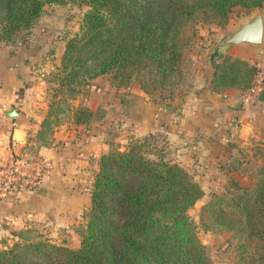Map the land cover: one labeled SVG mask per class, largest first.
Here are the masks:
<instances>
[{"label":"trees","instance_id":"obj_1","mask_svg":"<svg viewBox=\"0 0 264 264\" xmlns=\"http://www.w3.org/2000/svg\"><path fill=\"white\" fill-rule=\"evenodd\" d=\"M70 3L87 9L57 67V87L69 99L79 94L78 86L106 73L112 86L136 83L145 94L161 88L167 92L161 99H169L185 80L182 55L196 26H223L233 8H260L264 0H0V44L20 39L44 5ZM214 55L206 79L210 92L250 87L258 70L254 64ZM64 108L56 106L39 123L35 145H50L59 126L56 114ZM91 118L87 106L72 109L76 124ZM158 137L162 147L151 142ZM259 145L250 154L257 162L247 169L246 153L229 158V167L243 171L246 181L228 178L226 192L202 208L215 227L242 236L233 264H264V143ZM164 146H169L165 138L151 133L131 135L121 151L108 142L93 174L78 247L30 236L34 229L24 227L21 234L27 236L18 233V241L0 249V264H212L186 212L202 189L187 169L166 157Z\"/></svg>","mask_w":264,"mask_h":264},{"label":"crops","instance_id":"obj_2","mask_svg":"<svg viewBox=\"0 0 264 264\" xmlns=\"http://www.w3.org/2000/svg\"><path fill=\"white\" fill-rule=\"evenodd\" d=\"M262 18L264 20L263 15ZM38 48L35 42L33 45L0 44V105H4L5 109L13 107L17 112L14 119H8L0 108V158L7 154L8 149L27 153L30 150L31 153L46 156L50 161L46 176L35 190L7 194L0 198L1 234L6 233L9 236L10 230L31 225L45 224L52 229L82 214L89 206L88 186L97 170L98 158L107 150L105 129L112 123H117L118 119L125 122V118H129L127 112L133 113L130 124L139 127L134 135H162L169 146L176 145L187 150L189 158L197 159L196 164L206 165L212 158H217L211 156L210 152V144L214 141L221 146L226 142L230 152L236 146H230L228 142L237 143L240 136L257 137V131L264 132V102L254 99L248 107L240 109L237 96L233 98L232 89L213 93L205 88L216 52L210 51L207 58L202 61L197 59L194 63L193 83L197 91L189 94L187 102L152 103L143 100L145 105L142 110L135 102L130 103L127 111L123 107L120 110L115 107L114 111L107 113L104 109L105 112L100 114L97 121L91 120L86 125H59L54 129L49 146L35 145L32 138L39 128L41 117L30 113L33 110L31 107L34 106L31 101L30 79L34 72L33 66L39 57ZM227 53L233 58L243 59L257 68L264 69L263 37L259 48L234 46ZM94 80L99 79H93L91 84ZM136 90L135 92L140 94L139 90ZM101 92L99 90L96 99H102ZM262 92L264 93V80ZM128 96L122 95L123 99L120 96V103ZM115 104L121 105L118 101ZM105 105L102 108H105ZM176 110L179 114H176ZM238 117L240 120L248 118V130H243L242 127L236 132L232 128L234 119ZM261 142H264V138H261ZM219 160L221 165L225 162L224 158ZM174 161L177 162L176 159Z\"/></svg>","mask_w":264,"mask_h":264},{"label":"rangeland","instance_id":"obj_3","mask_svg":"<svg viewBox=\"0 0 264 264\" xmlns=\"http://www.w3.org/2000/svg\"><path fill=\"white\" fill-rule=\"evenodd\" d=\"M86 9L87 8L84 5L77 6L73 3L65 4L63 6H57L53 4L44 5L35 23L28 29L20 32V39H17L14 43L11 44L29 45L32 43L33 45V43L35 42L39 47V57H37V62L33 66L34 72L30 79V87L32 91L31 101L34 103V106L31 107L33 108V110L30 113L39 115L41 117L40 122L44 119L47 113L49 111L52 112L56 106L60 107V109L66 107V105H69L71 107V109L64 108L56 114L59 125H68L69 123H74L72 121V109L79 106L88 105L89 107H87L89 109H93L91 120L92 122H94L98 120L100 114H103L102 112H105L104 109H106L107 113L109 111H114L115 107H117V109L119 110L123 107L124 110L127 111V107L130 106L131 102L139 104V108L141 110L143 109V105H145L143 103V100H145V102L149 101L152 103L173 101L174 104H182L184 102H187V97L189 96V94H193L197 91L193 83L195 75L194 63L197 61V59L202 61L203 58H207V53H209L210 51H216L215 44L219 41V39L227 32L234 29L238 21H244L245 17L253 11L257 9L260 10L261 14L264 17V5L260 8H254L251 10H245L237 6L232 9L231 13L229 14L227 23L223 26L216 25L214 22H205L198 24L195 28L190 46L186 48L182 55V68L185 71V80H183L180 86V90L174 92L173 98L161 99V96H165L167 94V92L165 90H162L161 88L150 89V92L148 94H145L136 83H133L126 88H117L109 83L111 75L110 73H106L95 77L99 80H94L93 84H91V81L95 78H93L88 83V85L78 86L80 87L79 94L74 99H69V96L63 92V89H59L57 87V75L59 73L57 67L60 66V60L64 51L65 43L69 38H71L78 32L80 19ZM220 56L232 57L227 52L224 55ZM216 59L217 57L215 56L213 61H215ZM206 61H208V59H206ZM96 81L97 84H95ZM206 87L207 85H205V88ZM136 89L139 90L140 94L135 92ZM247 89L242 91L232 89L234 91L233 98H236L237 96L238 107L240 109H245L251 103L249 102L244 105L241 102V98L247 91ZM99 90L102 91L101 93L103 100L96 99ZM260 92H262V90ZM122 95L129 96L120 103V96L123 99ZM117 101L118 104L121 105L116 106L115 103ZM103 105H105V108H102ZM127 114L129 118H125V122L122 119H120V121L119 119L118 121L116 120L117 123L114 122L112 123V125H109L105 129L104 133L105 141L117 144L118 150L120 151L123 150L126 146L127 139L131 135H134L133 133H136L139 128L137 125L132 126V124H130L131 114H133L132 111L127 112ZM248 123V118H243L240 120L238 117L234 119L232 128L236 132L240 131L242 127L243 130L244 128L248 130ZM257 133L258 135H255L257 137H252L249 135L244 136L242 134L244 137L240 136L238 140L242 141L243 143L240 144L241 142L237 140L238 146L236 142H228L230 146H236L232 149V151L230 150V152H228L229 150L226 142L223 143V146H221L218 145L216 141H214V143L210 144V152L212 153L211 156L217 157V160L212 158V161L210 160L206 165L202 163L196 164L195 162L197 161V159L189 158L187 150L181 149L179 146L170 145L164 146L163 148L166 153V157L170 160L176 159L177 163L180 166L187 169L192 174L193 179L200 185L202 189L201 197L197 199L193 203V205L187 209L186 212L195 226V234L197 238L202 244L206 246L212 264L235 263V260L238 258L236 246L239 242L242 241V236H237L236 234H233L229 231H222L221 229L215 227L213 224H211L208 214L205 213L202 208L206 205V203L213 195H220L226 192V189L229 186L228 178L236 179L241 183H244L246 181L243 171H235L233 168L229 167L230 165L228 161L229 158L232 157L231 155H234L233 157H239L243 153H246L249 157L248 161L245 163L244 168L247 169L248 166H253L257 161L255 162L250 154L255 151V147L260 146L259 143H264L261 142V138H264V132L257 131ZM151 142H157L159 144L160 137L154 140L151 139ZM159 145L161 147L163 146L161 144ZM28 152L31 153L30 150ZM219 158L222 160L224 158L225 160L222 165ZM92 178L93 175L91 177L90 185L88 186V192L90 191ZM88 207L86 210H83L82 214H78L70 222L64 225H59L58 227L52 229H49V226L45 224L42 226H25L34 229L30 231L28 235L34 237L40 236L47 239L51 243L62 245L68 248H77L79 245L78 229H80L84 223V213L88 210ZM23 228L24 227L13 229L10 230V232H8L9 230L7 229L9 236L6 233H0V249H4L6 246L11 245L15 241H18L19 239L17 237V234H21V230ZM22 235L27 236L24 233L21 234V236ZM251 244H253L252 241Z\"/></svg>","mask_w":264,"mask_h":264},{"label":"built area","instance_id":"obj_4","mask_svg":"<svg viewBox=\"0 0 264 264\" xmlns=\"http://www.w3.org/2000/svg\"><path fill=\"white\" fill-rule=\"evenodd\" d=\"M264 69L258 68L250 87L241 98L242 104L251 102L263 89ZM49 159L39 153L7 150L0 158V198L7 194L28 193L35 190L43 181L48 169Z\"/></svg>","mask_w":264,"mask_h":264},{"label":"water","instance_id":"obj_5","mask_svg":"<svg viewBox=\"0 0 264 264\" xmlns=\"http://www.w3.org/2000/svg\"><path fill=\"white\" fill-rule=\"evenodd\" d=\"M264 21L260 10H255L245 17L244 21H238L236 27L225 35L215 44L216 52L224 55L227 50L234 46H249L259 48L262 43ZM258 102H264V93L259 92L254 98ZM3 115L8 119H14L17 112L13 107L5 109L0 105Z\"/></svg>","mask_w":264,"mask_h":264}]
</instances>
